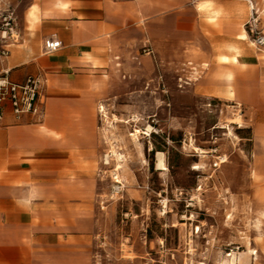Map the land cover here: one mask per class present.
<instances>
[{"label":"crops","instance_id":"obj_1","mask_svg":"<svg viewBox=\"0 0 264 264\" xmlns=\"http://www.w3.org/2000/svg\"><path fill=\"white\" fill-rule=\"evenodd\" d=\"M6 1L15 7L20 38L0 56V72L16 82L39 74L44 89L38 114L16 119L6 105L0 120V264H96L105 243L95 209L98 108L111 72L140 49L162 60L205 59L209 70L229 61L256 65L246 46L249 0ZM198 3L212 8L200 11ZM51 36L61 46L46 53ZM197 86L214 93L206 78ZM142 243L128 241L137 257H144L136 250Z\"/></svg>","mask_w":264,"mask_h":264},{"label":"rangeland","instance_id":"obj_2","mask_svg":"<svg viewBox=\"0 0 264 264\" xmlns=\"http://www.w3.org/2000/svg\"><path fill=\"white\" fill-rule=\"evenodd\" d=\"M255 8L264 33V3ZM247 22L256 65L209 70L205 59L140 49L111 72L99 103L96 264H264V45ZM203 78L213 94L198 91Z\"/></svg>","mask_w":264,"mask_h":264},{"label":"built area","instance_id":"obj_3","mask_svg":"<svg viewBox=\"0 0 264 264\" xmlns=\"http://www.w3.org/2000/svg\"><path fill=\"white\" fill-rule=\"evenodd\" d=\"M193 2L197 0H192ZM250 17L248 20L250 32L253 34V44L260 48L264 45V33L256 26L257 9L249 0ZM20 38L18 17L15 10L6 0H0V56L5 58L10 54V47ZM61 46V41L54 37L44 40V52H55ZM44 89V79L41 75H28L24 81L16 82L9 78L8 71L0 72V120L3 118L5 106L9 105L16 119L27 114H38L40 99ZM99 114L103 107L99 106Z\"/></svg>","mask_w":264,"mask_h":264},{"label":"bare ground","instance_id":"obj_4","mask_svg":"<svg viewBox=\"0 0 264 264\" xmlns=\"http://www.w3.org/2000/svg\"><path fill=\"white\" fill-rule=\"evenodd\" d=\"M113 152L115 153V150ZM104 160H105V163L108 162V155H105ZM156 165H157V168L158 169H163L165 167V163L163 161V156H162V153L161 152L158 153V159H157V164ZM115 178L117 180L118 179V176L115 175Z\"/></svg>","mask_w":264,"mask_h":264},{"label":"clouds","instance_id":"obj_5","mask_svg":"<svg viewBox=\"0 0 264 264\" xmlns=\"http://www.w3.org/2000/svg\"><path fill=\"white\" fill-rule=\"evenodd\" d=\"M63 7L67 8L68 5L65 4V5H63ZM197 8L200 11H205V10H210L212 8V5L210 3H198Z\"/></svg>","mask_w":264,"mask_h":264}]
</instances>
